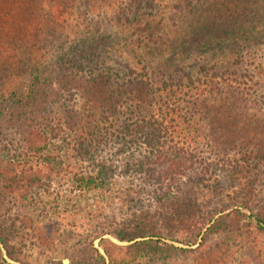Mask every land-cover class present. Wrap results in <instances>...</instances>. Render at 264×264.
<instances>
[{
    "label": "trees",
    "instance_id": "16d2710c",
    "mask_svg": "<svg viewBox=\"0 0 264 264\" xmlns=\"http://www.w3.org/2000/svg\"><path fill=\"white\" fill-rule=\"evenodd\" d=\"M127 4L0 0V264H254L212 239L264 231V1L189 0L195 40L234 52L163 83L87 66L107 39L93 14L119 22Z\"/></svg>",
    "mask_w": 264,
    "mask_h": 264
},
{
    "label": "rangeland",
    "instance_id": "374dc122",
    "mask_svg": "<svg viewBox=\"0 0 264 264\" xmlns=\"http://www.w3.org/2000/svg\"><path fill=\"white\" fill-rule=\"evenodd\" d=\"M188 1L126 0V10L129 9L127 2L132 4V10L130 14L124 13L119 22L114 20V16L99 15L96 12L93 14L95 21L92 25L97 27L98 24L101 29L98 33L96 31V37L106 35L107 39L103 41L106 45L99 44L98 48L94 50L96 53H100V57L94 58V62L92 64L87 63V66H94L97 69H110L121 75H125V73L128 75L131 72V67H134L135 71L145 74L156 83H163L165 80H171L172 78L175 80L186 79L191 75L193 77L196 74L201 75L204 71L210 73L215 71L216 73L212 60L219 55L233 53L234 50L229 47L218 50L204 49L201 42L195 40L190 32L192 30L190 23H193V21L189 18ZM261 5L263 3L259 1V8ZM110 13L111 11L107 12V14ZM144 13L146 14L143 16ZM140 15L151 21L154 28L149 30V33L152 32L151 35L147 36L142 32L140 34L139 30H135L134 20ZM127 35H129L128 38H126ZM261 52L262 50L252 48L245 65L254 68L258 63L257 61L263 59ZM95 64H98V66ZM14 83H17V81H14ZM78 102L80 110L82 102L80 100ZM80 112L81 110L78 114ZM96 114H99V112L94 113L91 109L82 112L84 121ZM63 147L64 145H62ZM253 181L255 193L257 199H259L257 203L264 207V165L256 169ZM96 199L97 196L94 191L88 193L85 198L87 201L86 207L90 211L89 215L93 217V221L97 220L98 212H93L89 207H94ZM49 201L50 199L47 200V203ZM144 207L147 208V205H144ZM109 221V218L106 220L104 218L100 220V224ZM86 222L91 223L89 219H86ZM104 236L117 243H122L109 233L104 234ZM225 237L231 238L226 239ZM212 242H225L228 245L232 243L233 246H237L234 252L236 258H241V253L244 252L247 256H243V259H249V261L252 259L254 264L258 263L264 256V231L257 229L255 224L248 221H245V225L243 224L241 235L238 233L231 236L220 234L213 238ZM95 243L98 246L99 239H96ZM67 263L68 259H65V264ZM40 264L46 263L41 262Z\"/></svg>",
    "mask_w": 264,
    "mask_h": 264
}]
</instances>
